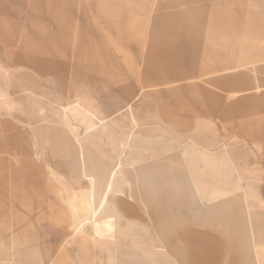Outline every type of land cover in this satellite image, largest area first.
<instances>
[{
    "label": "rangeland",
    "instance_id": "rangeland-1",
    "mask_svg": "<svg viewBox=\"0 0 264 264\" xmlns=\"http://www.w3.org/2000/svg\"><path fill=\"white\" fill-rule=\"evenodd\" d=\"M158 1L149 0V9L139 5L141 15L134 24L135 16H122L119 4H134L135 0H0V264H39L40 259L53 254L52 250L44 251L41 247L35 248L33 261L24 257L26 249L37 243L34 240L37 236L44 234L46 242L50 241L49 233L57 227L55 220L50 217L37 221L35 216H29L37 213L40 201L52 199L58 192L64 197L63 201L67 199L62 207L61 264H237L241 259L225 250L229 242L223 241L222 251H215L214 241L203 239V234L219 233L220 229L230 232L228 223L214 224L215 215H221L223 222L231 213L246 216L245 210L239 208V198L234 201L225 197L221 205L217 204L220 209L213 203L205 204V208H193L197 204L192 201L190 208L172 207L171 202L166 203L168 207H151L156 204L149 201L138 209L125 208L131 205L129 201L133 198H128L122 188L106 194L104 202L101 194L90 190L66 198V189L76 185L79 176L70 174L86 173L85 163L76 170L70 166L69 141L73 142V134L68 120L70 118L76 126V129L73 127L76 133L84 132L87 124L80 121L81 116L72 117L71 113L84 110L83 95L89 87L92 94L104 95L118 86L137 87L138 81L150 82L144 71L151 24L150 21L143 23V18L158 13L155 10ZM254 1L244 0L247 9L238 17L239 23H232L239 25L237 31L232 33L224 27L219 33H211L204 28L203 38L235 35L236 39L224 40L231 46L223 49L220 57H234L242 63L240 51L243 53L245 49L238 48V44L264 45V7L248 10ZM231 18L220 13L210 14L206 19L228 24ZM123 21L128 23L126 28ZM196 24L190 20L191 29ZM238 37L256 40L240 41ZM190 46L191 53H195L196 34H190ZM263 65L264 61L253 62L241 68ZM230 68H233L231 64L206 65L207 71ZM259 73L254 70L250 77ZM209 77L145 88L139 98L145 100V93L149 91L163 94L166 89ZM217 92L230 98V102L238 95ZM172 93L169 97L163 94L159 101L153 100L150 112H140L136 118H130L129 128L139 131L151 124L158 129L156 133L165 132L164 144L173 140L174 121L182 117L196 121L192 119V110L199 108L204 100L200 96L193 100L184 91ZM259 93L262 94L259 91L254 94L259 96ZM29 111L42 119L34 125L31 139V147L37 154L30 156L26 151L29 128L24 119ZM169 115L170 120L166 118ZM148 118L154 122L147 124ZM197 121L208 137L211 129L216 131L213 139L219 144L207 148L208 151H222L224 145H228L226 151L242 153L239 163H257L249 167L255 170L254 177H264V111L249 109L228 116H222L220 111L216 116L207 112ZM94 133L97 135L93 137V132H88L92 134L90 139L107 142L109 146L113 137L111 129ZM140 139L144 142H137L130 150L134 152L132 158L139 159L138 165L175 152L168 151L162 156V143L149 144L148 138ZM60 144L62 172L53 165L59 158L56 149ZM85 147L88 155L102 158L91 143ZM126 168L128 166H124ZM260 186L263 189L264 182ZM231 188L228 184L217 187L223 192ZM260 254L264 256V246ZM244 260L240 264H245Z\"/></svg>",
    "mask_w": 264,
    "mask_h": 264
},
{
    "label": "crops",
    "instance_id": "crops-1",
    "mask_svg": "<svg viewBox=\"0 0 264 264\" xmlns=\"http://www.w3.org/2000/svg\"><path fill=\"white\" fill-rule=\"evenodd\" d=\"M149 0H135L133 4H119L122 14L135 16L132 23L140 17V6L147 9ZM261 6V7H260ZM244 0H159L155 5L158 11L154 16L144 15L143 23L151 24L150 37L147 42L145 76L150 82H139L135 87L132 84L118 86L110 89L104 95H94L87 88L83 95L85 98L84 110L72 112L71 116H81V120L86 124L85 131L76 133V129L69 118L68 125L72 129L73 142L69 141V162L74 170L77 166L83 167L85 163L86 173H74L77 176L76 185H72L66 198H74V195L80 191L90 190L101 194L100 198L116 191L118 188L125 189L126 193L133 199L129 201L131 205L125 208L138 209L142 203L153 202L156 207H166V203H173L172 207L186 208L191 207L190 201L197 205L193 208H205L209 203H213L215 208L220 209L221 200L225 197H231L234 201L240 199L239 208L244 209L246 216L231 215L228 220L222 221V216H214V224L228 223L230 232L205 233L204 241H214V250L222 251V242H229V254L233 257L241 258L237 264L246 259L245 264H264V256H260V250L264 244V188L260 184L264 182V177H254L255 170L249 169L250 166L257 165L256 162L241 164L238 160L242 159V153L238 150L226 151V145L222 151H208L207 148H213L219 144L215 139L214 129H211L208 137L197 121L203 114L209 113L210 116H216L220 111L222 116H228L233 113L247 112L249 109L264 111V65L256 68H241L249 63L264 61V45H239L238 48L245 49L240 51V58L244 60L239 63L234 57H220L223 49L229 48L230 43L224 40L235 38L234 34L229 36H218L215 38H203L202 32L207 28V32L219 33L227 27L230 32L237 31L239 25V16H242L246 8ZM264 7V0L259 3L256 0L253 7L257 10ZM146 9V10H147ZM193 12V13H192ZM231 16L228 24L224 21H209L206 18L210 14H220ZM208 14V16H206ZM193 18V19H192ZM147 19V21H146ZM257 18H254L255 20ZM190 20L197 22V26H192ZM231 22V23H230ZM123 28L127 27L126 21H123ZM264 31V29H262ZM196 34L195 53H191L190 34ZM194 36V35H193ZM239 40H256L255 38L238 37ZM257 38V37H256ZM236 39V38H235ZM216 43V44H215ZM241 49V50H242ZM190 54H194L193 57ZM241 55H246L241 57ZM219 57V58H217ZM231 64L233 68L225 70L207 71L206 65ZM237 64L240 67H237ZM194 66V67H191ZM239 69L237 72L225 73L233 69ZM192 69V70H191ZM258 70L259 76L250 77V73ZM215 74V75H214ZM210 75L209 78L199 82L184 83L175 89H166L163 94L168 97L173 91H184L190 98H200L204 100L199 103V108L192 110L196 121L192 122L186 119L174 121L173 140H167L164 144V131L156 133V127L150 124L142 130L134 131L129 128L128 120L136 118L140 112H150L152 101H159L163 94L157 91L145 93L146 99L140 101V95L144 94L145 88H151L163 84L183 82L196 77ZM216 90V94L212 91ZM218 90L225 93L238 94L237 98L230 102V98L218 94ZM259 96H256V92ZM255 93V94H254ZM113 97V98H111ZM137 110V111H135ZM168 112L167 109H162ZM139 111V112H138ZM171 119L170 115L166 117ZM25 122L28 126L30 138L26 144L28 156L35 155L31 147L33 139L34 125L41 121L40 117L35 116L31 111L24 114ZM153 119L148 118L147 124ZM146 124V126H147ZM111 129L109 146L106 143L96 142L90 139L97 135V130ZM192 130V133L190 132ZM120 134V138L118 137ZM83 135L85 137H83ZM59 136H61L59 134ZM188 137H190L188 139ZM140 138H148V143H162L160 154H167L168 151H175L170 155H165L155 161H149L137 164L132 158L134 144L144 142ZM91 143L95 146L101 159L94 155H88L85 145ZM59 158L53 163L58 170H62L61 144L56 149ZM79 164V165H78ZM124 166L128 168L124 169ZM72 170V169H71ZM228 184L232 186L229 191H221L217 187ZM122 185V186H121ZM109 186L111 189L109 190ZM240 192V193H239ZM232 194H234L232 196ZM145 199L142 200V197ZM63 198L61 192L54 197L43 199L37 205V213L29 217H36L37 221L48 219L55 220L57 227L49 233L51 239L46 242L45 235L37 236L36 244L26 249L24 257L33 261L36 256L35 248H46L52 250V255L40 259L39 264H61V239H62V207ZM13 201V200H12ZM69 201V199H68ZM187 203V204H186ZM15 202H12L14 206ZM217 204H219L217 206ZM168 207V206H167ZM13 209V208H12ZM251 213V215L249 213ZM49 214L51 216H49ZM249 214V218L247 215ZM244 216V217H243ZM46 245H42L45 244ZM225 247V246H224ZM216 254V253H215ZM1 259V258H0ZM242 264V263H241Z\"/></svg>",
    "mask_w": 264,
    "mask_h": 264
}]
</instances>
